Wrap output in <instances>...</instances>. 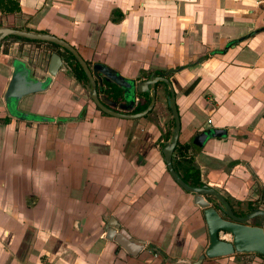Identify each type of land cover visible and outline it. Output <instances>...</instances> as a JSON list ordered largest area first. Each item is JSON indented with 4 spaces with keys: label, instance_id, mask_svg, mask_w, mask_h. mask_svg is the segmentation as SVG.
Wrapping results in <instances>:
<instances>
[{
    "label": "crops",
    "instance_id": "obj_1",
    "mask_svg": "<svg viewBox=\"0 0 264 264\" xmlns=\"http://www.w3.org/2000/svg\"><path fill=\"white\" fill-rule=\"evenodd\" d=\"M16 1L20 12H0L7 27L64 40L87 65L127 80L169 79L180 119L178 143L191 146L185 155L200 181L229 203H258L264 211V0ZM16 44L8 56L0 52V88L14 63L30 69L23 50L28 43L14 56ZM66 73L39 105L25 97L17 104V115H48L46 121L13 117L2 98L0 120L9 122H0V157L16 169L0 164V264L198 260L209 243L201 210L173 181L161 153L174 128L169 108L164 125L150 119L152 111L138 120L92 111L88 89ZM63 97L66 107L59 106ZM208 129L220 136L195 145ZM110 219L145 243L138 255L105 239ZM59 225L64 233L75 227L70 234L77 231L78 243L67 244ZM200 264H264V257L235 254Z\"/></svg>",
    "mask_w": 264,
    "mask_h": 264
},
{
    "label": "water",
    "instance_id": "obj_2",
    "mask_svg": "<svg viewBox=\"0 0 264 264\" xmlns=\"http://www.w3.org/2000/svg\"><path fill=\"white\" fill-rule=\"evenodd\" d=\"M8 37L49 43L69 52L86 75L89 83L88 95L90 99L100 112L110 117L122 120H138L145 118L155 107L157 94L156 85L158 83L164 84L167 88L165 103L172 115L174 128L171 136H166L163 141V148L161 149L163 161L173 181L179 185L183 191L193 195V203L201 210L208 235L209 243L203 255L191 264H200L203 259L224 258L245 253H254L264 257V227L252 226L249 224V221L255 217H264L263 210H255L248 216L238 217L233 213L229 202L219 192L205 185L202 187L189 186L185 184L175 172L172 155L179 141L180 119L176 107L174 89L169 79L163 76L151 75L147 80L136 83L133 80H127L121 77L115 71L107 67L98 64L94 65V70L100 71L105 82L110 85H115L122 92L121 97L123 98L124 96V100L127 103L118 104L111 101L106 96H98L96 90L97 85L91 69L77 51L64 40L47 33L0 26V48L4 39ZM61 66L62 60L60 56L56 53H52L47 69L49 76L40 80L32 77L31 70L24 65L20 63L13 64V71L3 95L6 107L13 117L20 119L28 117L24 113L18 115L15 113L18 102L28 95L47 91L51 84V79L57 75ZM129 89H133L131 98H128ZM135 94H146L150 102L146 109L139 113H126L135 103ZM116 108L118 111L115 110ZM46 120L47 119L42 118L39 121L42 122ZM218 136H220L219 131L208 129L197 135L193 143L197 146H202L207 139ZM208 198L213 199V202L211 203ZM216 205L217 207H215ZM104 232L106 240L114 241L131 256L138 255L144 249L145 243L132 238L114 219H110L107 222ZM221 235L229 236L230 239H220ZM149 248L151 249V247Z\"/></svg>",
    "mask_w": 264,
    "mask_h": 264
},
{
    "label": "rangeland",
    "instance_id": "obj_3",
    "mask_svg": "<svg viewBox=\"0 0 264 264\" xmlns=\"http://www.w3.org/2000/svg\"><path fill=\"white\" fill-rule=\"evenodd\" d=\"M6 19L2 20V16H0V23L1 25H5L7 26V24L9 22H6L5 21ZM11 28H14L13 25L10 26ZM15 43H17L16 45L19 44V47H18V50L16 52V54L14 56H17L18 54H20L22 52V49H23V46L22 44H25V46L27 47V44L25 42H20V41H14L13 39L11 38H7L5 39L3 42H2V45H1V48H0V52L3 51L4 53H7V56L9 55V52H10V48L12 46H15ZM28 47L27 49H23V50H26L27 52V55L24 56L26 57L27 59V64L30 66V69H32V76L35 78V79H44L45 77H48V73H47V69H48V64H49V60H50V55L55 51V50H59L60 48H53L51 49L50 45L49 44H46V43H28ZM62 50V49H60ZM63 51V50H62ZM64 52V51H63ZM2 53V52H1ZM9 59V58H7ZM10 60V59H9ZM33 67V68H32ZM67 75L68 74L66 73V65L63 64L61 66V69L60 71L57 73V75L55 77H53L51 79V84L48 88L47 91L45 92H42V93H39L38 97L39 99H33L31 97V95H28L27 97H25V100L26 101H31V105H39V103H42L41 101H44V98L43 97H46V96H49L51 95V92H53V89L55 87V85H57V81H59L61 79V77L63 75ZM10 76V75H9ZM69 77V76H68ZM143 77H145V75H143ZM134 81V80H133ZM8 82V81H7ZM7 82L5 83V85H1V88H0V106L3 107V95H4V92L6 90V86H7ZM86 89H89V84L86 83V86H85ZM164 91L162 87H159L158 90H157V94H156V104H155V107H154V110L152 111V114L150 116V119L152 120H155L157 121L158 123H160L161 125H164V117L166 118H169L168 117V113H167V109L165 108L166 106V103H165V99H164ZM47 93V94H46ZM166 93V91H165ZM46 94V96H45ZM85 94H86V91H85ZM87 96V94H86ZM105 96V95H104ZM64 99V100H63ZM39 100V101H37ZM90 101L91 99L87 96V101ZM66 101V104H68L66 98H62V100L60 101L59 103V106H61V103L62 105H66L64 104ZM50 104V103H49ZM90 105V109H92V111H95V106L93 107V105L91 103H87V105ZM53 105V104H51ZM56 104L54 103V106ZM66 107V106H65ZM167 107V106H166ZM61 110V109H60ZM53 111H56V109L54 108ZM62 111L64 112V110L62 109ZM27 113V112H26ZM65 113V112H64ZM29 115H33L32 113H27ZM55 114V113H54ZM43 116V115H42ZM43 117H48V115H45ZM43 117H41L40 119H42ZM35 118V119H34ZM34 118H30L29 120L33 121V122H39V118L38 117H34ZM59 118V117H58ZM57 118V119H58ZM39 119V120H37ZM140 122H143L140 120ZM160 139V138H159ZM160 141L162 142V140L160 139ZM156 149V147H155ZM156 151V150H155ZM157 153V152H156ZM155 153V155H156ZM1 155V154H0ZM4 158V159H3ZM0 157V164L2 166H9V168L15 170L16 169V166L14 165H11V160L8 158V157ZM12 198V197H11ZM2 200V199H0ZM3 216L0 215V219H2ZM258 222L257 224H260L261 226L264 227V219L262 218H259L258 219ZM252 224H254L252 222ZM72 226H69L68 228V231L66 233L65 232V229L66 227H62V226H58L56 227V231L58 233H64L65 234V238H66V241H67V244L68 243H72V245H75L77 244V237L74 238V235L77 234V231L74 229V235L71 237L72 234H70V231L73 232V229L72 228H75V227H72ZM79 234V233H78ZM63 235V234H62ZM61 236V235H60ZM221 237L225 238V239H230L229 236H223L221 235ZM65 243V242H64ZM74 247V246H73ZM42 264H46V261L43 259V262Z\"/></svg>",
    "mask_w": 264,
    "mask_h": 264
},
{
    "label": "trees",
    "instance_id": "obj_4",
    "mask_svg": "<svg viewBox=\"0 0 264 264\" xmlns=\"http://www.w3.org/2000/svg\"><path fill=\"white\" fill-rule=\"evenodd\" d=\"M0 12L3 15H10L20 12V6L19 3L16 0H0ZM13 39L14 41H20L25 43H39L35 41H28L25 39H18L16 37H8ZM7 39V38H6ZM5 40V39H4ZM235 42H232L229 44L232 45ZM57 48V46H56ZM54 52L60 54L58 50H55ZM66 52V51H65ZM67 54V52H66ZM213 55H219L222 54V52H213L211 53ZM206 58V57H204ZM69 59H71L74 63L71 62V67L74 73L75 78L83 85H86L88 82L83 70L80 68L78 63L74 60L71 54H69ZM168 73V72H167ZM163 72H155V75H163ZM105 94L109 97H113L114 99H117L120 95H122V92L115 86L110 85L107 82L105 83ZM141 102L138 104V106L135 109V112H141L148 106L150 100L146 94H139ZM1 123H8L9 119L5 118L0 120ZM163 148V145L161 149ZM191 148L190 145H181L178 143V146L175 148V154L176 157L173 159L174 162V169L175 172L180 176V178L184 181L185 184L192 186V187H202L203 183L200 181V174L199 171L192 168L190 165L192 163V160L190 158H187L185 153ZM153 252L157 254V250L153 249Z\"/></svg>",
    "mask_w": 264,
    "mask_h": 264
},
{
    "label": "flooded vegetation",
    "instance_id": "obj_5",
    "mask_svg": "<svg viewBox=\"0 0 264 264\" xmlns=\"http://www.w3.org/2000/svg\"><path fill=\"white\" fill-rule=\"evenodd\" d=\"M39 43H42V42H39ZM46 44H49V43H46ZM50 45V47H51V49H53V48H55L56 46H54V45H52V44H49ZM57 48H60V47H58L57 46ZM62 49V48H61ZM58 50V49H57ZM60 50V49H59ZM64 52H63V51ZM62 50H60V54H58V53H56V52H53V53H56V54H58L59 56H60V58H61V60H62V64L64 63L65 65H66V70H68L70 73V76L71 77H73V79L75 80V81H77L78 83H79V85H82L76 78H75V76H74V73H73V70H72V68L73 67H71V63L73 64L74 62L71 60V59H69V52H67L66 50H64V49H62ZM67 52V54H66V52ZM51 56V55H50ZM73 57V56H72ZM74 58V57H73ZM75 60V59H74ZM71 62V63H70ZM79 65V64H78ZM89 66V68L91 69V71H92V75H93V77H94V79H95V82H96V85H97V88H96V90H97V94H98V96L99 97H102V96H106L108 99H110L111 101H113V102H116V103H118V104H121V103H127V102H125V100H124V96H123V98L121 97V95L117 98V99H114L113 97H109V96H107L104 92V90H105V88H106V86H105V80L102 78V75H101V73H100V71L99 70H94V65H92V66H90V65H88ZM81 68V67H80ZM61 69V68H60ZM31 70V76H32V69H30ZM60 71V70H59ZM85 74V73H84ZM86 76V75H85ZM33 77V76H32ZM46 78V77H45ZM149 78V77H148ZM148 78H146L145 80H147ZM145 80H141V81H145ZM141 81H135L136 83H139V82H141ZM88 83V82H87ZM89 84V83H88ZM158 85V84H157ZM157 85H156V87H157ZM86 85H84V87H85ZM131 95H133V89H129V95H128V98H131ZM139 94H135V97H134V105H133V107L130 109V110H128L126 113H136L135 112V109H136V107L138 106V104L141 102V100H140V98H139V96H138ZM89 97V96H88ZM96 107V106H95ZM96 109H98L97 107H96ZM116 111H118L117 110V108L115 109ZM98 111H99V109H98ZM100 112V111H99ZM102 113V112H101ZM120 113H123V112H120ZM139 113V112H138ZM18 114H20V113H18ZM25 114V113H24ZM104 114V113H103ZM26 116H28V117H26L25 118V120L27 119V120H29L31 117L32 118H34L35 116H33V115H28V114H25ZM20 119V118H19ZM35 119V118H34ZM209 199V201L212 203L213 202V199H211V198H208ZM230 204V207H231V209H232V211H233V213L235 214V215H237L238 217H245V216H248V215H250V214H252L255 210H261V209H258V207H259V204L258 203H253V204H243V203H239V202H230L229 203ZM215 207H217V205L215 206ZM259 218H262V219H264V217H255V218H253L252 220H250L249 221V224L250 225H252V226H260V227H263V226H261L260 224H257V223H259L258 222V219ZM252 222L254 223V224H252ZM197 261V260H196Z\"/></svg>",
    "mask_w": 264,
    "mask_h": 264
},
{
    "label": "built area",
    "instance_id": "obj_6",
    "mask_svg": "<svg viewBox=\"0 0 264 264\" xmlns=\"http://www.w3.org/2000/svg\"><path fill=\"white\" fill-rule=\"evenodd\" d=\"M208 123H210V120H208Z\"/></svg>",
    "mask_w": 264,
    "mask_h": 264
}]
</instances>
